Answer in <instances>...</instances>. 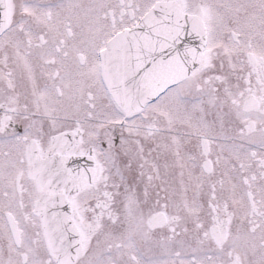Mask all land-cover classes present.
I'll use <instances>...</instances> for the list:
<instances>
[{"label": "snow or ice", "instance_id": "6c2138e0", "mask_svg": "<svg viewBox=\"0 0 264 264\" xmlns=\"http://www.w3.org/2000/svg\"><path fill=\"white\" fill-rule=\"evenodd\" d=\"M0 264H264V0H0Z\"/></svg>", "mask_w": 264, "mask_h": 264}]
</instances>
